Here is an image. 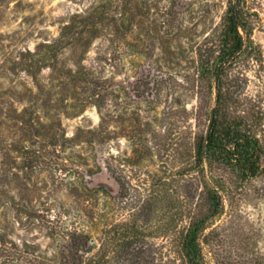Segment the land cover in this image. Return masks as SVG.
<instances>
[{
	"label": "rangeland",
	"instance_id": "374dc122",
	"mask_svg": "<svg viewBox=\"0 0 264 264\" xmlns=\"http://www.w3.org/2000/svg\"><path fill=\"white\" fill-rule=\"evenodd\" d=\"M232 2L0 0V264H185L179 232L206 212L205 183L219 178L223 207L204 231L203 261L264 264V171L194 161ZM241 3L251 57L225 74L245 81L264 115V0ZM102 6L93 34L36 78L27 71L24 54ZM27 118L41 122L33 134ZM258 134L264 166V119ZM22 145L41 156L33 169Z\"/></svg>",
	"mask_w": 264,
	"mask_h": 264
},
{
	"label": "trees",
	"instance_id": "16d2710c",
	"mask_svg": "<svg viewBox=\"0 0 264 264\" xmlns=\"http://www.w3.org/2000/svg\"><path fill=\"white\" fill-rule=\"evenodd\" d=\"M105 6L95 11L77 16L66 24L60 35L51 42L43 43L34 52L24 54L27 71L36 78L40 68L47 63H55L59 50L71 41L81 40L86 33L93 34L94 26L106 19ZM247 10H244L241 0H235L227 7L221 18L222 49L217 56L214 71L215 106L210 114V123L206 135L197 139L194 147V161L198 165L207 163L211 172L212 163L216 158L230 168L237 169L245 176H254L264 171L261 155L263 153L262 138L258 131L264 119L263 113L257 109L253 100L245 96V81L242 78L226 77V70L235 59L251 57L249 48L252 47L251 27ZM87 44V41L85 42ZM257 55L253 58L256 60ZM95 86V84H94ZM97 97H100V94ZM98 98L97 104H100ZM257 110V111H256ZM28 131L32 132L41 126L39 120L32 118L22 120ZM43 126V124H42ZM52 143V142H50ZM26 167L33 169L38 165L41 156L31 146H18ZM213 180V181H212ZM205 183V213L200 210L191 216V220L179 232L180 251L185 264H205L202 258L201 240L208 223L219 215L223 207L221 192L223 179H212ZM120 183V180H119ZM121 187L123 186L120 183ZM90 242L84 241V251H90ZM84 246V247H85Z\"/></svg>",
	"mask_w": 264,
	"mask_h": 264
}]
</instances>
